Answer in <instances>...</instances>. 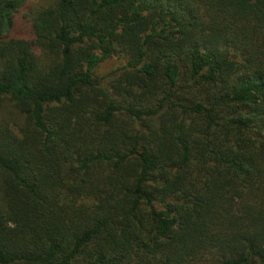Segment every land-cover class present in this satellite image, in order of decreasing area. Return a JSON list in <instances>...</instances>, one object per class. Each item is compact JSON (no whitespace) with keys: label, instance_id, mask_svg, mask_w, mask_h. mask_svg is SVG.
Instances as JSON below:
<instances>
[{"label":"trees","instance_id":"obj_1","mask_svg":"<svg viewBox=\"0 0 264 264\" xmlns=\"http://www.w3.org/2000/svg\"><path fill=\"white\" fill-rule=\"evenodd\" d=\"M0 264H264V0H0Z\"/></svg>","mask_w":264,"mask_h":264},{"label":"rangeland","instance_id":"obj_2","mask_svg":"<svg viewBox=\"0 0 264 264\" xmlns=\"http://www.w3.org/2000/svg\"><path fill=\"white\" fill-rule=\"evenodd\" d=\"M33 2H41V0H32ZM111 62L105 63L101 66V71H105L107 68H109Z\"/></svg>","mask_w":264,"mask_h":264}]
</instances>
